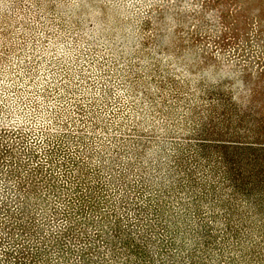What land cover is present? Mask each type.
Here are the masks:
<instances>
[{"label":"rangeland","instance_id":"obj_1","mask_svg":"<svg viewBox=\"0 0 264 264\" xmlns=\"http://www.w3.org/2000/svg\"><path fill=\"white\" fill-rule=\"evenodd\" d=\"M210 92L264 122V0H0V264H54L40 247L61 223L30 217L65 209L77 176L118 213L117 163L160 187L176 143L218 112ZM226 208L217 222L239 230L204 263L264 264V214ZM62 252L56 264H78Z\"/></svg>","mask_w":264,"mask_h":264},{"label":"trees","instance_id":"obj_2","mask_svg":"<svg viewBox=\"0 0 264 264\" xmlns=\"http://www.w3.org/2000/svg\"><path fill=\"white\" fill-rule=\"evenodd\" d=\"M209 96H214L208 99L218 112L207 116L195 132L176 143L177 152L166 160L173 175L168 171L170 176L162 177L159 189L141 173L126 179L129 174L121 169L123 163H117L118 178L124 184L120 189L128 191L123 213L109 203L110 195L94 190L101 182L97 179L95 185V176L87 181L93 186L85 185L77 176L73 182L75 196H67L65 209L55 208L51 217L49 208L35 210L30 220L35 216L40 219L41 226L36 225L40 232L56 222L62 225L55 231L59 240L55 238L51 245L42 242L41 252L55 254L52 258L41 256L43 261L59 263L65 251L70 257H78V264H205L203 258L212 250L219 251L228 232L239 230L228 223L223 228L217 222L219 212L227 216L226 206L236 202L241 207L251 202L254 210L264 214L263 119L254 114L237 117L233 102L223 94L210 92ZM242 128L256 131L254 138L237 136ZM110 175L109 179L115 181L116 177ZM225 189L229 192L221 194ZM182 215L190 222L180 224ZM24 224L19 226L27 231ZM187 233L194 242L192 250V244L185 240ZM251 234L247 232L246 240L257 243L249 239ZM30 256L34 258L33 253Z\"/></svg>","mask_w":264,"mask_h":264}]
</instances>
